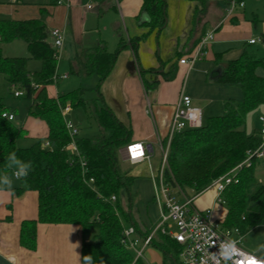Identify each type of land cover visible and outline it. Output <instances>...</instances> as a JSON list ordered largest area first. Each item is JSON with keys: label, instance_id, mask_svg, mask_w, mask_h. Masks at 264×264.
I'll use <instances>...</instances> for the list:
<instances>
[{"label": "trees", "instance_id": "trees-1", "mask_svg": "<svg viewBox=\"0 0 264 264\" xmlns=\"http://www.w3.org/2000/svg\"><path fill=\"white\" fill-rule=\"evenodd\" d=\"M166 5V0H144L137 16L139 24L163 29L167 24ZM18 39L26 42L30 58L42 61V68L31 72L29 58L0 55V74L7 84L23 90L20 97L31 100L29 114L48 126L46 136H29L24 125L15 122L16 118L9 120L3 116L13 109L0 96V173L6 171V157L15 152L22 160L30 161L33 169L27 182L21 181L22 186L14 187L13 193L21 195L34 190L38 194V217L23 220L21 245L31 250L37 248L39 223L78 224L82 263L83 256L92 255L96 264L101 258L105 264H142L143 260L136 259V253L122 242L126 227L120 216L122 213L131 222L136 236L143 238L150 234L142 232L134 216L131 188L135 176L130 167L123 165L120 153L132 142V129L106 104L100 90L123 45L111 51L99 42L78 52L71 61L73 73L99 76L98 98L91 111L100 133L93 137L79 134L75 138L77 155L69 149L72 139L62 109L69 102L72 106L85 105L83 89L49 95L48 85L57 81L58 57L42 19H0V42ZM262 39L264 43V34ZM260 68H264V56L249 44L238 58L227 61L214 76L218 83L238 86L243 97L227 101L224 113L209 117L201 127L173 136L164 167L165 181L173 189L187 195L189 191L195 195L203 192L217 178L237 168L247 152L261 144V130L251 135L246 131L248 113L264 103V75L259 73ZM257 165L264 167V158H253L251 165L237 168L235 180L223 192L228 209L223 224L226 228H238L240 235L264 224V183L255 175ZM123 190L128 192L126 207L121 203ZM114 195L116 201H112ZM152 243L162 252L163 264H180L182 247L175 239L159 231Z\"/></svg>", "mask_w": 264, "mask_h": 264}, {"label": "crops", "instance_id": "crops-1", "mask_svg": "<svg viewBox=\"0 0 264 264\" xmlns=\"http://www.w3.org/2000/svg\"><path fill=\"white\" fill-rule=\"evenodd\" d=\"M166 2L167 24L161 30L139 24L137 16L144 0H96L90 10L85 8V0H64L62 3L52 0L50 9L53 14L51 12L52 15L44 21L49 31L56 28L63 32L61 54L62 58L64 54L67 56L70 64L78 52L99 42L111 51L123 45L112 72L102 82L100 90L106 104L132 129V142L152 146L151 150L149 148V161L131 164V174L135 176L131 188L134 198L132 210H137L134 216L142 232L149 231L150 234L159 223L162 210L154 197L153 152L157 146L161 155L163 144L167 145L172 117L182 95L192 97L193 104L203 110L204 119L223 114V105L227 101L242 99L243 93L238 86L216 82L214 76L227 61L238 58L245 46L252 44L256 47L258 42L263 43L264 34V20L260 33H257V13H253V22L246 18L247 0L245 8L230 17L226 14L225 0ZM60 14L63 17L58 18ZM208 30H214L215 37L205 48L204 55L194 63L181 64L183 57L192 60L202 36ZM255 33L260 34V38L257 39ZM251 39L257 41L250 43ZM50 42H53L52 38ZM259 73L264 75V68H260ZM12 112L17 114L16 110ZM262 118L260 123H264ZM38 120H31V127L24 125L31 137L48 134L46 122L41 120L45 124L40 125ZM253 128L255 125L251 119L248 123L247 118L246 131L249 135L253 134ZM125 147L120 150L123 161H127L122 153ZM19 186L22 183H14V187ZM217 195L216 188L210 186L196 195L195 204L214 222L220 220L224 223L228 210L221 207ZM142 207L146 208L144 214ZM37 217L36 191L27 190L21 195L8 190L0 191V264H83L81 227L78 224L39 223L37 248L31 250L21 245L23 220ZM157 233L154 232V237ZM139 236L141 243L142 235ZM143 259L163 264V254L153 243L145 247Z\"/></svg>", "mask_w": 264, "mask_h": 264}, {"label": "built area", "instance_id": "built-area-1", "mask_svg": "<svg viewBox=\"0 0 264 264\" xmlns=\"http://www.w3.org/2000/svg\"><path fill=\"white\" fill-rule=\"evenodd\" d=\"M64 0H57V3H62ZM96 0H85V8L90 10L95 6ZM226 2V14L227 16L234 15L237 11L245 8V0H225ZM50 37L53 40V46L56 49L57 57L60 56L63 46V32L59 29H51ZM215 37L214 30H208L202 36L198 50L193 56L192 60L188 57L180 59L181 64H187L189 62L194 63L200 59L205 53V48ZM256 39H251L250 43H255ZM66 77V75H57L56 80ZM14 96L20 97L24 94L23 90L16 87ZM71 110L70 103L62 109V113L65 117L66 127L71 136V143L69 149L71 152L78 155V147L75 138L80 134L79 127L70 119L66 117L67 112ZM4 117L9 120L16 118L13 112H4ZM263 119V118H262ZM205 122L203 110L193 104L192 97L188 94H183L180 102L172 117L171 129L168 135L167 148L163 154V164L161 171L158 174H154L155 181V199L161 204L162 210L160 215L159 223L157 224L155 231L159 230L163 234L170 236L175 239L182 247V251L179 255L180 264H201V260L204 259V249L208 247L205 244V228L211 227L212 233H215L217 242L225 239H236L240 243L238 247L243 252H249L245 250L241 245V235L238 228H222L220 224L214 222L209 214L201 211L195 204L196 195L191 196L185 194L183 191L176 188V191L165 181L164 178V167L167 164L168 151L170 142L173 136L186 129L201 127ZM262 142L254 150L247 152L246 159L237 167L243 165H251L254 159L264 158V129L261 130ZM126 160L130 164H136L143 161H149L151 159V152L149 147L143 142H131L125 147ZM84 165L85 162L83 161ZM220 176L217 178L212 186H214L218 192L217 200L224 202L223 192L226 187L231 184L234 179V171ZM93 181V180H91ZM112 201H116V196H112ZM154 232L146 237L141 238L143 241V248H138L137 245L140 242V238L135 234V228L130 226L125 228V237L122 242L136 253V259L141 258L142 264H155L143 259L144 249L151 245V240L154 236ZM210 252L218 251L216 246L209 248ZM134 264V262L132 263Z\"/></svg>", "mask_w": 264, "mask_h": 264}, {"label": "rangeland", "instance_id": "rangeland-1", "mask_svg": "<svg viewBox=\"0 0 264 264\" xmlns=\"http://www.w3.org/2000/svg\"><path fill=\"white\" fill-rule=\"evenodd\" d=\"M51 1L52 0H0V19H32V18H39L43 21H46V19L49 17V15L53 14V10L50 9L51 7ZM54 1V0H53ZM58 6V5H57ZM246 18L253 22V13L258 14V24H257V33H260V30L262 29V21L264 20V0H247V7H246ZM200 11V10H199ZM51 14V15H52ZM63 17L62 14L58 15V18ZM256 32V31H255ZM256 38H260V34H257ZM264 43L258 42L256 47L259 49V52L261 55L264 56ZM0 55L5 57H14V56H22L27 57L28 59V68L31 72L40 70L42 68V61L38 59H32L30 58V52L27 48V44L24 40L18 39L11 42H0ZM63 54H60L58 57V69L57 74H65L68 77L66 79H58L53 84L49 85L48 92L53 95H64L69 92L83 89L82 90V98L86 102L84 104H80L77 106H72V109L67 112L66 117L70 120H72L80 130V135L82 136H89L93 137L95 135H98L100 133L99 126L94 118L92 116V108H94V102L98 98V92L97 88L99 85V76L97 75H78L71 71V66L68 61L67 56L64 54V58H62ZM14 86H10L7 84V82L4 80L3 76L0 74V96L4 97L5 103L13 110H16L17 115L19 118L15 119V122L21 125H26V127H31L30 123L31 120H38L33 115L29 114L30 106H31V100L27 99L25 97H15ZM233 101V100H231ZM70 103V102H69ZM71 104V103H70ZM98 106L100 107V102H97ZM225 105H223V112L225 111ZM16 116V115H15ZM260 117L264 118V104L258 107L255 110H252L248 113V123L249 119H251V122L255 125V128H253V132H255V129H263L264 123H260L259 119ZM206 119V118H205ZM207 120V119H206ZM40 125L45 124L41 120L37 121ZM251 125L249 124V127ZM23 143V142H22ZM27 143V142H25ZM164 147L162 149V154L160 155V151L158 147L156 146L153 152V171L155 174L162 169L163 164V154L164 151L167 148L166 144H163ZM125 154L126 158V152L123 150L122 152ZM123 165L125 167H130L132 170V165L127 162L123 161ZM158 166V167H157ZM134 169V168H133ZM256 177L261 180L264 183V167L263 165H257L255 170ZM16 185H20L21 181H14ZM175 192L176 189H174ZM191 196H194L195 194L190 192ZM155 194V192H154ZM121 203L125 207L128 204V192L126 190H123L121 192ZM224 198V197H223ZM143 203H145L143 201ZM221 207L224 209H227V204L224 200V202H220ZM152 206V203H149V207ZM145 207H142V214L146 211ZM151 209V208H150ZM228 210V209H227ZM137 211V210H136ZM135 209L133 210V213L136 215L137 212ZM121 219L123 221V224L126 228H129L131 226V222L128 221L125 216L120 213ZM220 222V223H219ZM217 223V222H216ZM218 224L222 228H225L224 224L218 220ZM156 232H159L157 230ZM242 236V235H241ZM142 241V240H141ZM258 242H264V225H261L259 227H256L254 230L250 231L249 233H246L241 240L242 247L251 252L255 248L256 244ZM143 244V241L141 243H138L137 247L140 248ZM158 252V251H157ZM156 252V253H157ZM159 254V252H158ZM153 258V257H152Z\"/></svg>", "mask_w": 264, "mask_h": 264}, {"label": "clouds", "instance_id": "clouds-1", "mask_svg": "<svg viewBox=\"0 0 264 264\" xmlns=\"http://www.w3.org/2000/svg\"><path fill=\"white\" fill-rule=\"evenodd\" d=\"M5 163L6 171L0 173V191H12L14 181L27 182V177L33 169L30 161H24L15 152H11L6 157ZM239 243L236 239H225L217 242L211 227L206 226L205 244L208 247L204 249L205 258L201 260V264H264V242H258L251 252H243L238 247ZM213 246H216L218 251L210 252L209 248ZM82 260L83 264H96L92 255H85ZM99 264H105L102 258Z\"/></svg>", "mask_w": 264, "mask_h": 264}, {"label": "water", "instance_id": "water-1", "mask_svg": "<svg viewBox=\"0 0 264 264\" xmlns=\"http://www.w3.org/2000/svg\"><path fill=\"white\" fill-rule=\"evenodd\" d=\"M17 118H18V117H17ZM149 148H150V150H151L152 146H149Z\"/></svg>", "mask_w": 264, "mask_h": 264}]
</instances>
